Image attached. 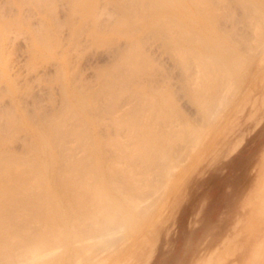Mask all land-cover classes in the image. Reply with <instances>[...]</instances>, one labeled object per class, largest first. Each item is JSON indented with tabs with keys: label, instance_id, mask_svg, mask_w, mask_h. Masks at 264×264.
Here are the masks:
<instances>
[{
	"label": "rangeland",
	"instance_id": "1",
	"mask_svg": "<svg viewBox=\"0 0 264 264\" xmlns=\"http://www.w3.org/2000/svg\"><path fill=\"white\" fill-rule=\"evenodd\" d=\"M15 1L0 0V75L5 73L15 85L19 93L17 109L28 117H33L35 111L42 117L41 114L55 113L62 107V94L56 78L63 63L66 64L71 83L80 89L81 86L87 87L90 90H85L91 92L98 87V72L111 68L119 56L130 49L129 42L122 37L114 38L112 43L106 45L95 44L90 33L93 27L91 21L81 24L74 32L68 23L71 0H41V3L29 0L23 6L16 5ZM220 8L221 12H218V9L217 13L224 16L229 14V10H233V13H230L234 19L225 18L226 21H220L218 27L222 33H229L230 41L239 47V53L246 63L241 77L233 79L234 84L232 80L229 81V87L226 86L228 89L224 88L218 95L217 103L220 105L215 104L214 111H211L214 114L210 112L209 117H203L205 108L197 105L193 96L200 85V69L190 66L186 73L182 69L179 70V66L165 47L164 38L149 33L143 34L140 49L147 62L152 64L149 63L152 72L145 73L139 80L133 81H139L137 83L141 86L151 85L155 88H150L153 91H167L172 95V101L175 102L173 110L176 109L180 118L172 117L174 114L171 116L166 112L173 119H170V125L169 122L160 124L168 125L165 130L159 123H155L158 121L157 117H160L158 113L150 111L156 113L157 119L153 121L151 115L147 114L148 110L145 112L150 117L148 119L152 120L151 124L154 123L155 128H158L157 134L162 135L163 132L164 137L175 135L172 138L175 139L173 143L176 142V146H171L172 149L170 147L172 156L163 164L164 168L156 166L145 170L146 168L142 167L144 171L149 170L146 172L149 176L144 172L140 173L142 164L139 165V162H136L138 166L133 165L136 171L140 170L139 173L135 171L137 174L134 172L133 178L131 174L134 167H128L127 171L132 173L128 172L130 176H124L129 178V181L132 180L129 182L132 188L137 190L138 187L140 190L136 200L134 199L137 205L136 220L133 223L135 226L127 228L125 225V228L120 225L108 233L96 234V237L93 235L96 240H93L92 236L86 237L82 244L90 248L83 251L85 254L79 249L82 255L77 254V263L72 257L70 264H255L253 253L256 248L258 250L264 246V216L253 218V208L264 199V31L260 33L261 30L253 24L255 22L249 24L242 20L243 14L238 7L237 9L231 5L230 9L225 10L221 6ZM96 11L100 14L97 25L101 28L106 24L109 26L110 22L113 23L112 18L118 14L117 9L105 0L97 1ZM72 23L78 25L76 17L72 19ZM7 24L13 25L7 29ZM248 24H253L251 26L257 31L251 26L250 29ZM42 28L49 31L50 54L33 53V41ZM262 29L264 30V26ZM134 82L132 83L135 84ZM93 88L95 89L92 90ZM0 93H6V85L3 82L0 83ZM126 98L118 100L110 109H106L108 101L99 98L96 100L98 112L91 115L96 118L99 113V117L103 119L100 123L104 122L102 125L105 126L96 131L99 139L116 138L129 148L128 151L125 148L122 150L129 152L133 148L130 146L132 139H128L129 133H126V129L114 130L111 120L114 118L126 121L131 115L128 110L130 107L139 113L138 118L147 116L142 112L143 99L140 102L134 99L135 104L130 97ZM137 102L141 103L142 107L137 105ZM12 105L9 97L0 98V112L10 110ZM126 114L129 117L125 118ZM122 117L126 120H122ZM142 118L139 121H143ZM186 124L198 131L184 138L185 140L182 138L180 143L182 134L179 130L186 128ZM70 126L69 124L67 128ZM23 135L16 137L17 140L10 145V150L16 153L23 150L26 145L24 141L28 142V138ZM64 142L77 158L85 154L84 151H79L72 138ZM133 142L135 143L134 140ZM109 146L112 147L105 146L102 151L105 152L107 160H114L117 153H124L119 149L120 145ZM114 149H119L116 155ZM112 153L115 157H112ZM119 158L115 160L117 162L114 166L125 171L128 166L126 157ZM123 163L127 164L126 167ZM139 174H144V181ZM118 180L116 178L117 183L120 180L119 184L123 183L121 177ZM134 228L138 230L135 231ZM97 238L101 241L98 242ZM18 253L20 254L19 251L16 254Z\"/></svg>",
	"mask_w": 264,
	"mask_h": 264
},
{
	"label": "bare ground",
	"instance_id": "2",
	"mask_svg": "<svg viewBox=\"0 0 264 264\" xmlns=\"http://www.w3.org/2000/svg\"><path fill=\"white\" fill-rule=\"evenodd\" d=\"M36 1L42 2L41 0ZM97 1L71 0L72 7L68 23L72 30L75 32L78 26L91 21L93 27L90 33L95 44L106 45L112 43V39L122 37L129 42L127 43L130 44L128 45L130 49L122 53L123 55L119 56L111 68H104L105 70L98 72L96 90L93 88L94 91L89 92L90 89L87 87L88 91L84 86H81L83 90L74 86L66 72V64L63 63L56 78L62 94V107L55 113L41 114L46 115L44 117L36 111L34 115L32 114L33 117H28L17 109L19 93L13 82L6 77L5 73L0 75V83L3 82L6 85V93L5 95L0 93V98L7 96L13 104L10 110L0 112V264H28L29 261L33 264H70L72 257H74L73 260L78 261L83 251L90 248L82 244L86 237L108 233L120 225H126L127 228L135 226L133 223L136 220L137 205L134 199L137 198L139 189L138 187L137 190L132 188L129 183L132 180L129 181V178H126L130 176L128 174L130 171H127L128 167H134L133 165L139 162V165L141 163L143 166L140 165L141 167L137 169L142 170L139 172H144L145 175L149 170L144 171L142 167H145V170L156 166L164 168L163 164H166L172 156L170 147L176 146V142L173 143L175 140L172 138L173 135L171 137L167 135L166 138L163 132L162 135L157 134L158 128H155L154 123L151 124L152 120L148 117L151 115L153 121L158 118L155 123H159V126L168 122L170 125L172 117L180 118L176 109L173 110L174 101H172L170 92L157 89L153 91L150 89L153 87L149 81V84L146 82L150 85L147 87L142 83L143 86L138 85L139 81L136 82L137 84L134 82L141 75L152 72L151 63L147 62L140 49L143 34L149 33L152 36L164 38L166 45L163 44L179 66V70L182 69L186 73V69L190 66L200 69L201 74L198 73L201 75L199 76L200 85L193 96L197 105L205 108V116L204 113L202 115L206 118L211 115V111H214L221 91H224L231 80L233 82V79L237 80L239 76L241 77L244 63H246L239 53V47L234 45L232 40L230 41L229 33H222L218 27L219 22L225 18L234 19L233 14L230 13L232 9L225 16L217 13L218 9L220 6L230 9L229 7L234 5L241 10L242 20L249 24L255 22L253 23L257 25H254L255 28L260 29L261 31L258 30L260 33L264 31L262 29L264 1L261 0H105L107 4L117 9L118 14L112 18L114 20L111 19L113 23L110 22L109 26L106 24L107 27L102 28L97 25L100 16L96 11ZM27 2L29 0H16L14 3L23 6ZM220 9L218 12H221ZM75 17L78 25L72 23ZM12 25L7 24V29ZM252 28L255 32L257 31L254 27ZM262 38L264 39V35ZM48 41L49 31L47 28H42L33 41V53L50 54L51 47ZM245 45H243L244 48ZM131 83L134 86L130 85ZM130 86L132 87L128 88ZM124 97L139 102L143 99L145 102H143V107L141 103L137 102V105L143 108L142 112L144 111L145 116H147L145 112L147 110L149 115L146 118L141 117L145 121L143 123L139 121L141 120L140 117L138 118L139 113L135 109L131 110L130 107L128 109L131 111L130 117L127 116L128 114L124 115L125 118L130 119L126 118V120L123 117L122 120L126 121L109 119L113 122H111L112 125L108 124L114 130L126 129V133H129L128 139L131 138L132 140H129L133 143L130 145L133 148L129 152H127L129 148L122 145L116 138L99 139L96 131L101 126H105L102 125L104 122L100 123L102 118L99 117V113L98 117L96 116L98 120L91 115L92 113L96 115L98 112L96 100L99 98L106 99L108 101L106 109H110ZM135 100L133 102L136 104ZM150 111H155L160 117L155 118L156 113H150ZM166 112L174 115L169 117ZM67 123L71 125L70 128H67L69 127ZM167 126L162 125L161 128L164 127L165 130ZM197 131L191 128L190 124L187 125L183 130H179L182 134L179 142H182V138L185 140L184 138L196 134ZM18 135L28 138V142L24 141L26 145L24 147L22 145L24 151L20 150L19 154L9 148L14 140H17ZM66 137L75 141L80 152H85L81 158H77L75 153L66 147L64 140L69 139ZM71 142L73 143L72 140ZM110 144L120 145L119 149L125 148L127 151L122 150L124 153L116 155L119 149H114L117 158L107 160L105 158L107 156H104L105 152L102 151L105 146L112 147L109 146ZM125 153L128 154L124 156ZM120 156L121 159L126 157L128 166L124 164L125 160L122 162L127 168L125 170L127 173L115 167L117 162L115 160H119ZM112 157H115L113 153ZM110 160L113 161L112 164ZM133 169V173H130L131 178L136 171L135 167ZM120 177L122 184H119ZM116 178L120 180L118 183ZM140 182L139 178L138 183ZM253 209L254 219H258L259 216L263 217L264 199ZM97 240L101 241L98 238ZM76 249H81L82 254L80 250L79 253L76 252ZM18 251L20 254H16ZM253 260L255 264H264V246L258 250L256 248Z\"/></svg>",
	"mask_w": 264,
	"mask_h": 264
}]
</instances>
